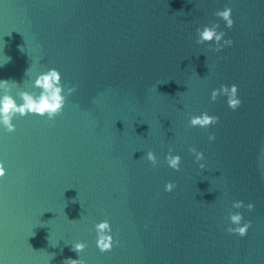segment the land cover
<instances>
[{
    "label": "water",
    "instance_id": "water-1",
    "mask_svg": "<svg viewBox=\"0 0 264 264\" xmlns=\"http://www.w3.org/2000/svg\"><path fill=\"white\" fill-rule=\"evenodd\" d=\"M226 6L231 29L214 16ZM211 23L231 46L195 43ZM49 69L61 76L60 115L0 125V264H264V0H0L8 94L22 103L17 92L38 93ZM222 84L238 88L235 111L210 99ZM201 113L218 123L191 127ZM230 212L251 222L244 237L226 231ZM104 220L119 243L100 252Z\"/></svg>",
    "mask_w": 264,
    "mask_h": 264
},
{
    "label": "clouds",
    "instance_id": "clouds-1",
    "mask_svg": "<svg viewBox=\"0 0 264 264\" xmlns=\"http://www.w3.org/2000/svg\"><path fill=\"white\" fill-rule=\"evenodd\" d=\"M214 16L224 22V26L228 29L233 27L234 21L232 19V9L230 7H224L223 10H217L214 12ZM219 24L211 23L205 25L202 28L196 29L197 39L195 43L202 45L209 44V50L219 52L225 46H231L233 41L231 39H224L225 32L218 31ZM17 86L15 81L0 80V89L3 90V95L0 96V125L4 129L11 133L15 131V127L12 120L15 116L21 117L33 114L41 117H47V120L52 121L54 118L62 112L65 104V95H62L63 86L61 84V76L58 70L49 69L47 72L36 76L32 87L38 89V93H29L27 91H18L17 96L22 103L17 104L16 100L9 95L11 87ZM76 91L75 86L67 88V94L70 95ZM238 88L235 84L231 86L221 85L219 89H213L211 91L210 99L214 102L220 95L226 96L227 106L235 111L240 105L241 100L237 96ZM219 118L217 116L209 115L207 113H201L198 116H192L189 120L191 127L208 128L209 126L218 123ZM209 141L215 139L213 135L208 136ZM173 149L168 148V154L165 155V161L167 166L175 171L180 170L181 157L179 155H172ZM189 151L194 155L195 161L198 162L200 169H204L205 165L199 163L204 159V154L197 151L195 148H189ZM153 167L157 164L156 156L152 151H148L144 157ZM5 176V170L2 164H0V178ZM176 185L172 182H168L164 185L165 192H171ZM246 207L248 211H252L254 205L248 203L246 206L242 201H236L232 204V208L240 209ZM228 219L232 226H229L226 231L230 234H236L240 237H244L247 234L250 221H246L243 224V216L240 212L229 213ZM96 232V246L100 252L110 251L113 244H118V241H114L111 233L110 224L107 220L94 225ZM86 245L82 242H77L71 245V250L79 254L84 250ZM64 264H84L80 259H66Z\"/></svg>",
    "mask_w": 264,
    "mask_h": 264
}]
</instances>
